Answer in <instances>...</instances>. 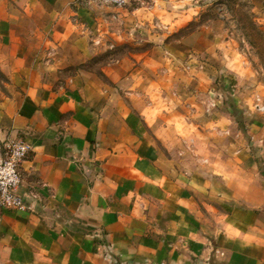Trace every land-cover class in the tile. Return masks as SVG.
<instances>
[{
	"label": "crops",
	"instance_id": "1",
	"mask_svg": "<svg viewBox=\"0 0 264 264\" xmlns=\"http://www.w3.org/2000/svg\"><path fill=\"white\" fill-rule=\"evenodd\" d=\"M89 6L0 0V142L29 147L21 192L37 194L30 211L0 208V264H264V175L177 157L122 65L55 75L96 55Z\"/></svg>",
	"mask_w": 264,
	"mask_h": 264
},
{
	"label": "rangeland",
	"instance_id": "2",
	"mask_svg": "<svg viewBox=\"0 0 264 264\" xmlns=\"http://www.w3.org/2000/svg\"><path fill=\"white\" fill-rule=\"evenodd\" d=\"M87 4L99 9L90 35L96 55L57 69V77L81 71L99 75L108 64L122 65L127 75L134 72L126 87L134 92L138 86L139 109L164 115L161 122L172 127L169 136L179 147L171 155L187 157L192 167L208 172L220 162L219 169L238 171L240 177L263 175L264 0ZM10 89L0 72V98ZM125 101L137 106L136 98ZM249 176L241 179L247 182Z\"/></svg>",
	"mask_w": 264,
	"mask_h": 264
},
{
	"label": "built area",
	"instance_id": "3",
	"mask_svg": "<svg viewBox=\"0 0 264 264\" xmlns=\"http://www.w3.org/2000/svg\"><path fill=\"white\" fill-rule=\"evenodd\" d=\"M94 1V0H90ZM112 7H123L127 0H100ZM29 153L22 141L0 142V208L30 211L35 208L37 194L32 189L21 192L20 164Z\"/></svg>",
	"mask_w": 264,
	"mask_h": 264
},
{
	"label": "trees",
	"instance_id": "4",
	"mask_svg": "<svg viewBox=\"0 0 264 264\" xmlns=\"http://www.w3.org/2000/svg\"><path fill=\"white\" fill-rule=\"evenodd\" d=\"M253 25V24H252ZM253 28L256 30V33L260 36L263 35V31L259 30V28L256 27V25L253 26ZM99 76L103 77V75L100 73ZM264 175V172L262 173Z\"/></svg>",
	"mask_w": 264,
	"mask_h": 264
}]
</instances>
